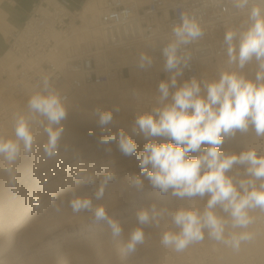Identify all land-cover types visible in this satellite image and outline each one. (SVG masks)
<instances>
[{
	"label": "clouds",
	"instance_id": "clouds-1",
	"mask_svg": "<svg viewBox=\"0 0 264 264\" xmlns=\"http://www.w3.org/2000/svg\"><path fill=\"white\" fill-rule=\"evenodd\" d=\"M221 4L222 12L239 15L242 20L238 28L229 27L224 32L228 67L219 72L218 79L192 76L178 83L193 59L187 46L197 44L206 34L195 14L181 13L179 22L171 28L172 38L162 48L163 67L169 77L158 84V106L137 115L132 135L120 130L100 140L102 144L115 142L125 156L137 154L133 135L142 134L148 140L143 152L137 154L140 174L128 178L137 192L144 190V177L162 194L171 190V196L180 199L208 197L202 210L181 207L170 211L156 204L137 210L138 226L123 244L124 255L136 254L145 243L144 226L159 227L165 215L178 230L164 231L160 244L176 254L202 244L206 237L239 254L255 242L257 224L264 221V154L255 147L239 153L221 150L226 139L235 138L237 132L251 130L256 137L264 138V0H221ZM153 62L152 56L140 53L141 69L150 68ZM252 63L254 77L244 71ZM37 88L28 97L25 110L12 114L13 135H0V168L13 188L18 161L22 155H30L36 143L34 126L42 127L47 136L43 153L49 159L58 155L64 132L67 98L47 75L42 76ZM113 111L119 108L96 110L100 126L112 123ZM155 137L166 139L159 143L150 139ZM237 166L243 171L230 174ZM115 178L111 170L105 172L95 192L97 200L103 198L106 186ZM76 182L92 184L95 176L81 169L76 172ZM34 202L39 206L40 198L35 197ZM69 205L73 213L89 211L94 223L107 224L113 240L124 235L121 222L103 205L94 207L90 197L73 191Z\"/></svg>",
	"mask_w": 264,
	"mask_h": 264
},
{
	"label": "rangeland",
	"instance_id": "rangeland-1",
	"mask_svg": "<svg viewBox=\"0 0 264 264\" xmlns=\"http://www.w3.org/2000/svg\"><path fill=\"white\" fill-rule=\"evenodd\" d=\"M101 7L102 3L100 10ZM81 8L82 6L79 10ZM100 10L83 21L77 19L75 33L71 32L70 37L57 34L58 51L51 55V59L60 61L73 58L84 49H91L88 41L90 28L96 27L98 30L97 17ZM71 22H74V18L70 21L73 30ZM98 34L100 35L99 30ZM124 54L126 57L121 59L118 57L119 53L112 54L118 65L126 67L123 76L94 82L75 92L65 93L68 113L67 118L62 121L64 132L55 158L49 159L44 155L43 144L47 136L42 127L34 126L36 143L32 153L22 155L16 165L18 173L14 188L8 184L7 174L0 168V264H163L169 253L173 252L160 244L161 235L166 230H178L167 215L161 220L159 227L144 226L145 243L138 247L136 254H123L122 248L128 234L138 226L136 211L152 204L170 211L181 207L203 209L207 196L180 199L171 196V190L162 194L144 177H141L144 182L142 192H137L130 186L128 178L139 175L141 171L137 154L143 152L148 142L142 134L132 136L137 145V154L132 156L123 155L115 142L100 143L103 137L120 130L132 135L135 118L158 106V84L161 80L168 79L164 64L153 63L151 73L138 66L139 60L132 62V55ZM16 63L17 58L10 50L0 58V135L7 137L13 135L12 114L25 110L27 99L34 92L32 86L24 81L18 92H14L17 81ZM156 65H162L163 69L159 80L153 76ZM208 65L211 69L205 76L208 80L218 79L219 72L228 67L226 60L208 62ZM203 71L201 69V79H204ZM244 71L254 77L255 63L248 65ZM134 75H138V78ZM113 81L120 83V87L111 88ZM145 83H150V87L147 88ZM58 91L61 94L66 92L64 88ZM115 107L119 111H113L112 123L100 126L96 110L110 111ZM65 139H76V142L65 146ZM150 139L159 143L166 138ZM249 147H255L260 154H264V138L256 137L251 130L244 134L237 132L235 138L226 139L221 150L239 153ZM109 154H114L113 159L116 160L110 162L112 157H108ZM55 159L58 161L55 162ZM81 169L92 173L95 182L88 185L77 183L76 172ZM56 170L59 173L51 174ZM109 170L116 178L106 186L103 198L97 200L95 192L103 175ZM237 171L242 172L243 168L234 167L230 174ZM73 191L79 196L90 197L94 207L103 205L112 218L121 222L124 235L113 240L107 224L94 223L91 212L73 213L69 205ZM37 196L40 198L39 206L34 202ZM188 250H208L215 254L218 264H237L242 255L243 258L250 252L264 251V233L259 230L255 242L239 254H233L230 249L209 241L207 237L202 244L190 246Z\"/></svg>",
	"mask_w": 264,
	"mask_h": 264
},
{
	"label": "built area",
	"instance_id": "built-area-1",
	"mask_svg": "<svg viewBox=\"0 0 264 264\" xmlns=\"http://www.w3.org/2000/svg\"><path fill=\"white\" fill-rule=\"evenodd\" d=\"M69 4V0H38L22 26L10 33L9 50L17 58L14 92H18L24 82H28L33 91L38 90L42 76L47 75L57 90L66 87L62 95L67 97L83 86L123 76L126 67L118 65L116 57L112 56L120 51L122 54L138 52L140 48L153 57V63L164 64L162 48L172 38L171 28L179 22L183 12L195 14L206 34L197 44L187 46L193 59L182 78L201 79L203 62L227 60L224 32L229 27L238 28L242 20L239 15L222 12L221 0H102L97 17L101 35L99 47H88L78 56L55 61L51 55L58 51L57 34L70 37L71 18L74 23L78 21V10H70ZM257 227L264 233V221H259ZM163 264L218 262L215 254L208 250H186L183 254L169 253ZM240 264H264V251L248 253Z\"/></svg>",
	"mask_w": 264,
	"mask_h": 264
},
{
	"label": "crops",
	"instance_id": "crops-1",
	"mask_svg": "<svg viewBox=\"0 0 264 264\" xmlns=\"http://www.w3.org/2000/svg\"><path fill=\"white\" fill-rule=\"evenodd\" d=\"M38 0H0V58L9 51L11 32L18 30ZM70 10H79L87 0H69Z\"/></svg>",
	"mask_w": 264,
	"mask_h": 264
},
{
	"label": "bare ground",
	"instance_id": "bare-ground-1",
	"mask_svg": "<svg viewBox=\"0 0 264 264\" xmlns=\"http://www.w3.org/2000/svg\"><path fill=\"white\" fill-rule=\"evenodd\" d=\"M101 3H102V0H87L86 2H85V4L83 5V7L77 12V18L79 19V20H81V21H83L85 18H87V17H89V16H91V15H94L96 12H98L99 10H100V6H101ZM74 26V28H73V30H71V32L72 33H75V23L74 22H71V26ZM100 38H101V36L98 34V30L96 29V27H92V28H90V33H89V37H88V41L90 42V45H91V49H95V48H98L99 47V43H100ZM139 50L140 51H138V52H132V51H129L128 52V55H132V62H135L136 60H139V55H140V52L142 53H146V51H143V50H141L140 48H139ZM119 53V56L118 57H120L119 59H121V58H123V57H126V55L125 54H123L122 55V51H120V52H118ZM208 62L209 61H205V62H203L202 64H201V69H204V71H203V77H204V79H205V76L208 74V73H210V66L208 65ZM11 64V63H10ZM8 65V64H7ZM10 66V65H9ZM156 67V70L153 72V76L154 77H156V78H158V80H159V73H160V71H163V69H162V65H156L155 66ZM149 70V69H148ZM151 73H152V69L150 68V70H149ZM200 74H201V72H200ZM135 76V75H134ZM136 78H138V75H136L135 76ZM167 77H169V73H167ZM115 78H117V77H115ZM112 79H114V78H112ZM181 79V81H179ZM182 80H184L183 78H179L178 79V83H182L183 81ZM208 80V79H207ZM120 83H118L117 81H113V84H112V86H111V88H119L120 87V85H119ZM145 84H147V83H145ZM144 84V86H145V88H146V85ZM150 84V83H149ZM149 84H147V88L148 87H150V86H148ZM62 88H64L65 90H66V87H62ZM155 88V87H154ZM133 101V100H132ZM130 112V111H129ZM132 120V119H131ZM127 123V122H126ZM131 123V122H130ZM68 125V124H67ZM67 125H66V127H67ZM131 125V124H130ZM247 135V134H246ZM63 139V138H62ZM74 143V142H76V139H72V140H70V139H65V141H63V145H70L71 146V144L72 143ZM91 143V142H90ZM89 143V144H90ZM96 146V145H95ZM118 149V148H117ZM111 151V150H110ZM112 153V152H111ZM115 154H117V153H115ZM110 155V156H109ZM108 155V157H112V159H111V161L110 162H112V161H114V160H116V159H113V156H114V154H109ZM56 161H58V159H55V162ZM63 162V161H62ZM50 165V164H49ZM60 165V164H59ZM51 166V165H50ZM53 166V165H52ZM121 166V165H120ZM49 167V166H48ZM121 168V167H120ZM57 169V168H56ZM66 169V168H65ZM58 170V169H57ZM51 171V172H54V173H51V174H57V172L59 173V171ZM120 169H117V171H119ZM50 172V171H49ZM48 172V173H49ZM61 174V173H60ZM51 187V186H50ZM263 252V251H262ZM247 255V254H246ZM245 255V256H246ZM243 256V255H242ZM242 256H241V258L239 259V261H238V263L237 264H240L241 262H242V259L245 257H243L242 258Z\"/></svg>",
	"mask_w": 264,
	"mask_h": 264
}]
</instances>
